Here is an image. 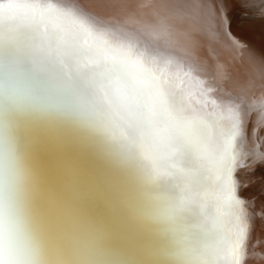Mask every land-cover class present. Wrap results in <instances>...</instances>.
Listing matches in <instances>:
<instances>
[{
  "label": "bare ground",
  "instance_id": "6f19581e",
  "mask_svg": "<svg viewBox=\"0 0 264 264\" xmlns=\"http://www.w3.org/2000/svg\"><path fill=\"white\" fill-rule=\"evenodd\" d=\"M250 1L0 0V133L49 264H264V52L248 43L259 45L264 20L240 23ZM117 45L159 58L148 66L189 114L227 123L239 110L242 253L213 238L220 193L200 175L207 150L193 165L109 129L116 108L90 83L109 74L101 64Z\"/></svg>",
  "mask_w": 264,
  "mask_h": 264
},
{
  "label": "snow or ice",
  "instance_id": "6c2138e0",
  "mask_svg": "<svg viewBox=\"0 0 264 264\" xmlns=\"http://www.w3.org/2000/svg\"><path fill=\"white\" fill-rule=\"evenodd\" d=\"M227 3L225 0V6ZM240 23L251 25L252 21L241 19ZM248 43L264 52V31L260 33L259 45L254 40ZM116 47L117 55L111 58L110 66L101 64L109 68V74L103 81L90 83L94 97L97 88L104 87L116 108L110 114L109 129L113 132L124 129L125 142L131 148L143 140L157 155L179 156L193 165L197 164L198 154L207 150V163L200 165V175L214 177L220 193L216 207L218 230L213 238L225 240L231 246L233 257L242 253L248 225L235 177V170L242 166L237 143L242 134L239 110L229 109L227 123L219 116L200 118L195 113L189 114L184 96L174 83L148 66L157 63L159 58L154 61L131 46ZM77 51L85 55L91 52L82 48Z\"/></svg>",
  "mask_w": 264,
  "mask_h": 264
},
{
  "label": "clouds",
  "instance_id": "9594fccd",
  "mask_svg": "<svg viewBox=\"0 0 264 264\" xmlns=\"http://www.w3.org/2000/svg\"><path fill=\"white\" fill-rule=\"evenodd\" d=\"M78 258L92 257L85 252ZM50 259L27 212L11 147L0 133V264H49Z\"/></svg>",
  "mask_w": 264,
  "mask_h": 264
},
{
  "label": "rangeland",
  "instance_id": "374dc122",
  "mask_svg": "<svg viewBox=\"0 0 264 264\" xmlns=\"http://www.w3.org/2000/svg\"><path fill=\"white\" fill-rule=\"evenodd\" d=\"M247 9L249 10H242V13L246 14L248 17L246 18V20H253L255 13L256 15H261L260 17L262 18V20H264V3H260V4H256V2H254L253 0H251L249 3H246ZM252 10H251V9ZM244 11V12H243ZM252 25H254L253 21L252 24L250 25L252 27ZM246 27L248 28L249 25H246Z\"/></svg>",
  "mask_w": 264,
  "mask_h": 264
}]
</instances>
